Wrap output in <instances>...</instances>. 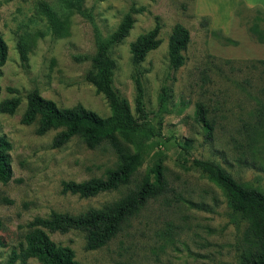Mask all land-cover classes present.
<instances>
[{
  "label": "rangeland",
  "instance_id": "rangeland-1",
  "mask_svg": "<svg viewBox=\"0 0 264 264\" xmlns=\"http://www.w3.org/2000/svg\"><path fill=\"white\" fill-rule=\"evenodd\" d=\"M197 1L203 10L195 0H0V35L7 47L0 68V100L12 95L8 87L20 97L13 113H0L12 170L10 179L0 182V195L10 200L0 202V264H20L19 259L9 262L10 250L24 241L25 224L34 216L100 208L135 187L158 154L163 156L169 190L149 199L108 242L87 249L84 233L75 229L49 232V238L69 246L82 264L237 263L245 222L233 219L225 193L192 159L213 160L237 181L264 191V136L255 143L245 137L255 110L264 104V63L259 62L264 60V16L245 8L242 0L229 14L225 4L216 10L221 0ZM130 7L142 10L133 15L127 36L109 49L115 61L113 86L136 115L128 44L157 21L160 43L139 64L144 110L155 134L144 142L141 164L126 182L85 197L63 191L64 180L104 176L117 156L106 141L89 147L76 135L52 147L61 128L38 134L37 118L23 123L25 94L36 88L58 107L81 104L107 116L104 97L83 76L96 37L112 32ZM175 23L188 30L189 41L184 63L171 70L167 38ZM253 23L257 26L251 30ZM18 41L26 53L23 62ZM162 85L168 90L165 111L157 104ZM197 102L213 120L210 139L194 120ZM185 140L187 151L180 147ZM24 264L39 262L28 258Z\"/></svg>",
  "mask_w": 264,
  "mask_h": 264
},
{
  "label": "trees",
  "instance_id": "trees-1",
  "mask_svg": "<svg viewBox=\"0 0 264 264\" xmlns=\"http://www.w3.org/2000/svg\"><path fill=\"white\" fill-rule=\"evenodd\" d=\"M141 10V7H130L112 32L104 37H96L95 52L90 57V67L83 76L84 80L93 86L95 93L104 97L109 108L107 116L101 117L81 104L58 107L54 101L42 97L36 88L25 94V107L21 116L23 123H31L37 118L38 134L50 128H61L51 140L52 147H60L76 135L89 147L106 141L117 156L115 166L108 169L104 176L90 177L78 182L64 180L61 182L63 191L85 197L116 188L126 182L141 164L140 150L144 142L155 134L144 110L142 70L139 64L148 51L159 45V24L156 21L153 27L137 35L128 44L133 66L131 79L136 115L131 113L127 100L113 86L115 61L109 53L110 47L127 36L134 22L133 15ZM256 26L257 24L253 23L250 29H255ZM188 41V30L182 24L175 23L167 38L166 55L169 69L176 70L184 63L183 51ZM16 49L20 60L25 61L26 53L21 42L16 43ZM6 55L7 47L0 35V68L6 60ZM259 62L264 63V60ZM7 91L12 95L0 100V113L11 114L19 105L20 97L13 87H8ZM167 100L168 90L162 85L157 96L160 111H165ZM259 105L255 110L254 122L245 129V137L252 143L264 136V104ZM193 117L200 124L205 139H210L213 120L208 118L203 103H195ZM187 141L180 145L184 151H187ZM10 148V143L0 133L2 183L7 182L12 174ZM162 161L163 156L156 155L148 171L135 187L100 208H87L78 214L50 210L46 216H34L25 224L27 229L23 235L24 241L18 244L17 250H10L9 262L19 259V263L24 264L26 259L34 258L39 264H82L74 259L73 250L69 246L55 243L48 233H64L75 229L84 233L85 248L102 246L116 235L149 199L157 198L169 190ZM192 163L202 169L225 193L233 219L239 218L245 222L240 244L236 248V264H264V191L237 181L213 160L193 158ZM0 202L10 203V200L0 195ZM168 228L170 229L169 224Z\"/></svg>",
  "mask_w": 264,
  "mask_h": 264
},
{
  "label": "crops",
  "instance_id": "crops-1",
  "mask_svg": "<svg viewBox=\"0 0 264 264\" xmlns=\"http://www.w3.org/2000/svg\"><path fill=\"white\" fill-rule=\"evenodd\" d=\"M236 1L237 0H221V2H219L217 4V7H215V8H216V10H218L220 5L225 4L226 5L225 9L228 10V11H226V14H229L230 11L231 12L234 11ZM242 1H243V6L245 8L255 9L264 16V0H242ZM198 3L199 2L197 0H195V5L198 7V10H203L201 7L199 9L198 5H200V4H198ZM212 7H213L212 9H214V5ZM204 12L207 14L206 11H204Z\"/></svg>",
  "mask_w": 264,
  "mask_h": 264
}]
</instances>
